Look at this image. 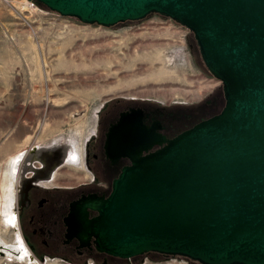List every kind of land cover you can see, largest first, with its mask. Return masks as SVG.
Segmentation results:
<instances>
[{"label": "water", "instance_id": "obj_1", "mask_svg": "<svg viewBox=\"0 0 264 264\" xmlns=\"http://www.w3.org/2000/svg\"><path fill=\"white\" fill-rule=\"evenodd\" d=\"M35 1L103 26L152 12L171 18L192 32L224 98L217 113L171 138L136 121L133 109L121 112L105 148L130 164L108 195L71 202L67 237L92 239L98 252L121 259L154 252L264 264V0Z\"/></svg>", "mask_w": 264, "mask_h": 264}, {"label": "rangeland", "instance_id": "obj_2", "mask_svg": "<svg viewBox=\"0 0 264 264\" xmlns=\"http://www.w3.org/2000/svg\"><path fill=\"white\" fill-rule=\"evenodd\" d=\"M220 85L201 61L192 32L169 17L152 12L103 26L35 0H0V264H102L32 259L16 225L20 175L53 164L60 150L64 166L51 179L53 167L44 185L56 177L64 184L83 180L81 148L107 100L191 103ZM135 258L139 264H195L181 256Z\"/></svg>", "mask_w": 264, "mask_h": 264}, {"label": "flooded vegetation", "instance_id": "obj_3", "mask_svg": "<svg viewBox=\"0 0 264 264\" xmlns=\"http://www.w3.org/2000/svg\"><path fill=\"white\" fill-rule=\"evenodd\" d=\"M223 103L220 86L201 100L191 103L160 104L149 100L122 98L110 99L103 103L98 110L94 133L89 135L81 148L80 163L83 171L81 174H85L83 180L64 184L59 183L60 180L56 177L53 185H44L53 167L55 168L51 179L54 178L56 170L64 166L60 150L53 164H46L19 177L16 225L21 240H24L33 254L32 259L59 257L69 262H77L92 258L105 264L116 262L117 257L98 252L92 239L88 245H84L76 236L67 237L64 219L70 211L71 202L78 200L82 195L89 193L108 195L112 180L122 167L130 164L127 156L110 153L105 148L109 127L117 122L121 112H130L133 109L136 121L152 128L156 134L171 138L217 113ZM157 147L159 145L154 144L151 149ZM96 213L95 210L89 209L88 217Z\"/></svg>", "mask_w": 264, "mask_h": 264}, {"label": "trees", "instance_id": "obj_4", "mask_svg": "<svg viewBox=\"0 0 264 264\" xmlns=\"http://www.w3.org/2000/svg\"><path fill=\"white\" fill-rule=\"evenodd\" d=\"M36 3L44 8H46L43 4H41L40 2H37ZM149 254H155L157 256H160L159 254H156L154 252H150ZM195 263V262H194ZM112 264H139L137 261H136V258L135 257H132L130 259H121V258H117L116 262L112 263Z\"/></svg>", "mask_w": 264, "mask_h": 264}, {"label": "bare ground", "instance_id": "obj_5", "mask_svg": "<svg viewBox=\"0 0 264 264\" xmlns=\"http://www.w3.org/2000/svg\"><path fill=\"white\" fill-rule=\"evenodd\" d=\"M22 2H23V1H22ZM26 4H30L29 1L26 2ZM31 5H32V4H31ZM31 5H30V6H31ZM31 7H32V6H31ZM31 9H32V8H31ZM21 154H22V153L20 152V153H18L17 155L14 156V158H13L12 161H14L15 164L19 161V158L21 157Z\"/></svg>", "mask_w": 264, "mask_h": 264}]
</instances>
